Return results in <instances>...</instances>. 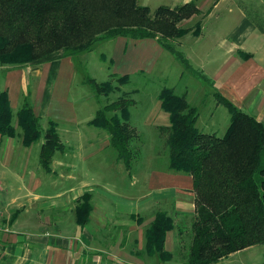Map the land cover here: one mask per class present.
<instances>
[{"label": "crops", "instance_id": "1", "mask_svg": "<svg viewBox=\"0 0 264 264\" xmlns=\"http://www.w3.org/2000/svg\"><path fill=\"white\" fill-rule=\"evenodd\" d=\"M198 8L207 10L203 23L197 35L185 36L195 40L183 51L191 67L169 53L184 72L213 88L230 120L223 98L264 124V0H199ZM213 19L218 22L210 26ZM114 39L119 49L115 59L100 56L110 75L140 68L152 73L167 52L155 38ZM79 55L57 54L18 65L0 59V91L9 97L14 128L13 135L0 132V264H183L175 256L163 261L149 255L145 234L157 212L165 211L175 224L165 247L180 251L185 222L181 226L179 221L183 216L192 219L196 211L193 177L137 159L132 171L126 168L113 151L111 134L91 123L100 105L83 98V89L76 97L70 92L69 82L81 65ZM183 94L188 98L189 88ZM25 102L42 128L30 145L17 116ZM153 109L145 124L166 141L172 122L159 94ZM52 124L62 147L44 164L42 147ZM86 195L91 208L81 223L79 208ZM217 264H264V244L235 251Z\"/></svg>", "mask_w": 264, "mask_h": 264}, {"label": "trees", "instance_id": "2", "mask_svg": "<svg viewBox=\"0 0 264 264\" xmlns=\"http://www.w3.org/2000/svg\"><path fill=\"white\" fill-rule=\"evenodd\" d=\"M200 12L195 0L174 7L161 5L154 14L138 0H0V59L18 65L42 61L57 53L77 55L93 50L101 41L126 36L155 38L191 67L173 41L190 32L199 33L201 27L179 25ZM113 77L128 81L131 76L111 73L110 80ZM88 79L93 89L111 90L110 80ZM159 98L172 122L164 148L166 167L191 175L194 180L195 221L183 264H215L235 251L264 244V124L223 98L231 120L226 133L219 136L197 126L198 109L185 96L168 87ZM130 103L119 99L111 106L100 105L91 123L111 134V146L118 159L132 171L143 145L131 125ZM113 110L120 114L109 115ZM17 116L25 143L38 140L42 128L28 102ZM12 119L7 92L0 91L1 133L14 134ZM47 136L41 153L44 164H49L54 152L62 147L55 124L47 130ZM88 196L79 208L81 223L88 220ZM174 228L173 218L158 211L146 230V252L163 261L173 259L176 254L167 250L165 243L167 233Z\"/></svg>", "mask_w": 264, "mask_h": 264}, {"label": "rangeland", "instance_id": "3", "mask_svg": "<svg viewBox=\"0 0 264 264\" xmlns=\"http://www.w3.org/2000/svg\"><path fill=\"white\" fill-rule=\"evenodd\" d=\"M181 1L182 0H138V3L140 5L148 6L151 13L154 14L161 5L174 7L181 4ZM195 1L198 6L199 0ZM224 6L226 5L223 4L222 8H224ZM221 10H223L222 12L224 13L226 8ZM206 11L207 10H204L199 14H195V18L192 20H183L179 26L192 29H196L198 27L200 28L203 23V14H205ZM222 17H224V15ZM214 22H218V20L213 19V22H210L209 25H214ZM205 25H207V23H205ZM185 36L179 38L176 37L173 41L174 45L176 47L178 46V49L182 52L186 51L188 46H190L195 40L193 37L187 39ZM179 41L183 44L182 47L178 44ZM144 49L147 51L146 47ZM61 51L62 50L59 52ZM118 51L119 49L116 45V40L113 39L97 43L92 51L81 52L82 55H79L81 65L79 63V71L76 72L74 78L70 80L69 88L74 97H76L79 91L83 89L87 94H85L86 96L83 98L90 99L93 104H99L101 107H106L107 105L111 106L109 104L117 102L119 99H127L131 102L129 105L131 125L134 129L135 127L137 128L138 133L136 135H140L143 145L142 157L139 158V162L141 161L149 165V167L153 165L156 167L166 166L164 148L167 147L165 145V141L161 138L163 135L160 136L159 133H157L158 136L153 135L154 133L152 127L145 124V121L148 120L147 115L149 114V111L154 110L153 108L157 103L158 94L165 88H172L175 93L180 95H184L183 92L185 89L189 88V97L191 98L190 101L188 100L189 97L186 99L198 109L200 114L197 124L198 127L205 131L215 129L219 136L226 133L230 125V113L227 108L221 103H217V98L213 93V88L210 87L208 83L199 80V76L196 77L193 74L191 75L184 72L183 65L179 63L172 54L168 51L163 54L152 73L149 72L148 74L146 70H143L144 68H140L135 70V72L124 73L131 76L128 81H118L116 80V77H113L110 80V71L108 70L107 65L101 61L100 56L101 53H106L108 56L115 59L113 54ZM143 55L150 57V55H147L146 52H144ZM190 71L191 73L194 72L198 75L197 71ZM88 77H95L99 82L110 80V83L112 84L111 90L107 92L104 87H100L98 89L91 88L90 84L87 82L90 80ZM71 84H73L72 88ZM88 95H90V98ZM114 112H119L120 114V111L117 110H113L108 114L111 115ZM49 128H51V126H49L48 129ZM156 156L157 159H154ZM144 190H146L145 186ZM145 193L146 191L144 194ZM164 204L167 205L168 203L165 202ZM194 221V219H185L184 216L179 221L181 226L184 225L185 222L179 238V244H182V246L184 244L185 245L183 249L181 248L180 251L175 252L176 261L184 262V260H187L185 254L188 252L187 247L189 248L192 242V224ZM260 248L263 247H257L258 250H260ZM217 262L215 264H217Z\"/></svg>", "mask_w": 264, "mask_h": 264}]
</instances>
